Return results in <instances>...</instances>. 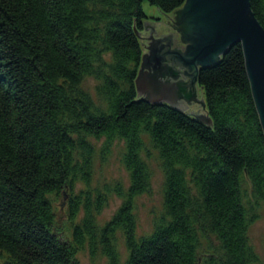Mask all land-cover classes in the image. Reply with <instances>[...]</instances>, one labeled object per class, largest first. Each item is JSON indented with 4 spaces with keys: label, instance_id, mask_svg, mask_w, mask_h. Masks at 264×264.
Listing matches in <instances>:
<instances>
[{
    "label": "trees",
    "instance_id": "16d2710c",
    "mask_svg": "<svg viewBox=\"0 0 264 264\" xmlns=\"http://www.w3.org/2000/svg\"><path fill=\"white\" fill-rule=\"evenodd\" d=\"M144 1L164 16L186 2L0 0V264H79L85 248L123 264L119 231L129 253L124 264L258 263L244 185L264 205V129L243 47L197 72L211 124L141 100ZM251 5L264 27V0ZM87 78L96 81L95 97ZM102 138L104 156L124 142L130 182L115 188L124 201L101 227L96 218L108 192L92 197L90 184L99 153L93 139ZM147 140L164 173V216L151 235L138 237L135 201L152 179ZM78 182L86 191L75 192ZM65 190L71 219L84 211L71 239L56 226Z\"/></svg>",
    "mask_w": 264,
    "mask_h": 264
},
{
    "label": "water",
    "instance_id": "95a60500",
    "mask_svg": "<svg viewBox=\"0 0 264 264\" xmlns=\"http://www.w3.org/2000/svg\"><path fill=\"white\" fill-rule=\"evenodd\" d=\"M142 6L149 19L161 17L162 22L156 25L147 20L145 31L138 33L144 49L136 79L140 99L187 111L211 124L203 93L196 90L197 72L216 64L230 47L241 43L252 94L264 129V27L252 9L251 0H186L178 13L171 16H164L147 1ZM187 19H191L200 37L189 55L177 57L162 44L163 38H147L151 27L164 35L186 32L190 28ZM184 78L191 79L190 83ZM144 88L154 97L147 98ZM189 94L196 97L197 102L190 101ZM181 100H189L187 102L193 104L179 108Z\"/></svg>",
    "mask_w": 264,
    "mask_h": 264
},
{
    "label": "rangeland",
    "instance_id": "374dc122",
    "mask_svg": "<svg viewBox=\"0 0 264 264\" xmlns=\"http://www.w3.org/2000/svg\"><path fill=\"white\" fill-rule=\"evenodd\" d=\"M156 25L162 22V18L150 19ZM96 81L93 78H87L84 82V87L88 89L95 97ZM196 90L201 92L197 86ZM98 150L102 147L104 138L94 140ZM146 146L151 150V156L147 158L149 162L152 179L150 189L143 195L139 196L135 201V218L137 223L138 237L149 236L155 230L158 219L161 221L164 216V173L161 169V162L156 151L151 147L150 142L146 141ZM124 152V142L115 141L112 150L109 154L104 156L102 153L97 155L94 165V173L91 181L92 197L101 192H108V202L97 215L96 221L99 226H104L112 219L119 207L123 203V199L114 191L117 185H122L124 189L129 186V174L122 164V154ZM245 191L248 194L246 204L251 213H255V220H253L249 227V239L252 248L259 256L257 264H264V205L257 204L254 197H252V186L250 182L245 183ZM113 190V191H111ZM86 191V185L78 182L75 186V192L81 193ZM69 198L70 193L64 191L56 203V221L57 230L62 238L71 239L73 234V227L81 223L83 219V209L81 206L79 213L75 219H71L69 214ZM212 239V238H211ZM206 239H202L203 244L207 246ZM214 241V239H212ZM216 241V240H215ZM117 248L121 255V261L124 264L128 257V249L126 245V238L124 234L117 232ZM79 264H109L108 258L103 255L101 251L92 255L88 248L80 251L77 254Z\"/></svg>",
    "mask_w": 264,
    "mask_h": 264
},
{
    "label": "flooded vegetation",
    "instance_id": "af4514ba",
    "mask_svg": "<svg viewBox=\"0 0 264 264\" xmlns=\"http://www.w3.org/2000/svg\"><path fill=\"white\" fill-rule=\"evenodd\" d=\"M187 21H188L190 28H188L186 32H179V33L170 32V34L164 35L158 31H155V29L153 30V28L151 27L149 29L150 36L147 38H150L152 36L157 37V38H163L162 44L165 46L167 50L174 52L177 57L181 55H189L194 51L195 47L197 46L198 41L200 40V37L198 35L197 29L192 24L191 19H187ZM173 26L174 25H172V27ZM146 34L148 36V33ZM177 35L180 36L179 39H177ZM184 80L189 83L191 81V79H188V78L187 79L184 78ZM144 90H145V96L147 98L151 99L154 97L152 93L148 92L147 88H144ZM189 96H190V101L192 100V101L197 102L196 97L194 98L192 94H189ZM187 101L181 100V102L179 103V108L189 105V104H193V102L189 103Z\"/></svg>",
    "mask_w": 264,
    "mask_h": 264
},
{
    "label": "crops",
    "instance_id": "0c3cea01",
    "mask_svg": "<svg viewBox=\"0 0 264 264\" xmlns=\"http://www.w3.org/2000/svg\"><path fill=\"white\" fill-rule=\"evenodd\" d=\"M148 20H150V19H148Z\"/></svg>",
    "mask_w": 264,
    "mask_h": 264
}]
</instances>
